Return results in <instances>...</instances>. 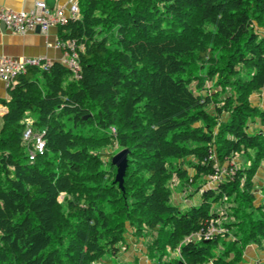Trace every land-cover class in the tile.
I'll list each match as a JSON object with an SVG mask.
<instances>
[{"label":"trees","instance_id":"16d2710c","mask_svg":"<svg viewBox=\"0 0 264 264\" xmlns=\"http://www.w3.org/2000/svg\"><path fill=\"white\" fill-rule=\"evenodd\" d=\"M77 5L57 26L77 76L28 68L0 99V264H110L144 228L149 264H264L243 257L264 254V109L250 101L264 89V0ZM26 121L44 143L32 160Z\"/></svg>","mask_w":264,"mask_h":264},{"label":"built area","instance_id":"2783aa9c","mask_svg":"<svg viewBox=\"0 0 264 264\" xmlns=\"http://www.w3.org/2000/svg\"><path fill=\"white\" fill-rule=\"evenodd\" d=\"M35 11H13L0 8V24L16 33L24 34L27 31L39 29L40 32L46 33L50 27H57L67 23L70 19H76L79 15L77 3L71 4L67 8H59L53 13L49 11L44 2L35 4ZM57 46L63 49L64 56L60 61L67 66L75 76H77L78 65L76 61L77 54L74 51V43L66 42L65 44L57 42ZM50 62L40 57L13 59L4 57L0 60V80L9 88L15 84V79L24 74L28 68H40L45 70ZM25 143H31L33 148L29 150V159L32 160L36 153L41 154L43 151V140L41 133L35 132L30 121H26V127L22 135ZM222 175L215 174L211 176L212 180H220ZM218 233V229L211 225L204 234L208 239L211 235ZM199 234L196 233L189 238L196 239Z\"/></svg>","mask_w":264,"mask_h":264},{"label":"crops","instance_id":"0c3cea01","mask_svg":"<svg viewBox=\"0 0 264 264\" xmlns=\"http://www.w3.org/2000/svg\"><path fill=\"white\" fill-rule=\"evenodd\" d=\"M78 1L79 0H0V8L13 11H35V4L37 2H44L49 11L53 13L59 8H67L73 3L78 4ZM57 42H60L58 40L57 27H50L46 33H42L35 29L20 34L7 29L6 27L3 28L0 24V60L4 57L13 59L40 57L50 63L55 61L60 62L64 56V52L62 48L57 46ZM7 89L6 84L0 80V99H7ZM262 91H264V89ZM262 91L259 92L262 93ZM256 94L257 93H255L256 103H254V105L264 109V93L261 99ZM0 111L5 112V107L0 105ZM30 118L31 117L29 116V119ZM190 200H192L191 203ZM174 201L176 204L185 202V205H188L194 204L196 199L193 197L192 199L190 198L181 201L180 193H176L174 194ZM142 241V238L137 241L130 235L127 236V249L122 253L127 264H134L133 259L130 256V250L133 247L143 250V247L141 248L138 246ZM252 247H247L244 251L243 257L245 263H253L257 260H263V255H261L258 250H255L256 248L254 246ZM145 260L146 262L143 261V263L149 264L148 260Z\"/></svg>","mask_w":264,"mask_h":264},{"label":"rangeland","instance_id":"374dc122","mask_svg":"<svg viewBox=\"0 0 264 264\" xmlns=\"http://www.w3.org/2000/svg\"><path fill=\"white\" fill-rule=\"evenodd\" d=\"M208 86H209V84H208ZM262 91V90H261ZM259 92V91H258ZM256 92L257 94V96H259V98L261 99L262 98V95H263V93H264V91H262V93L261 92ZM264 96V95H263ZM250 101H251V103H256L255 101V93H254V96L252 95L251 96V98H250ZM34 118V116H31V118ZM113 130V129H112ZM25 145H27V143H25ZM240 160H239V158L238 157H235V158H233V160L231 161V165L232 164H234V166L236 165H239L240 164V162H239ZM222 175V174H221ZM210 181V183H213V182H216L217 180H212V179H209ZM174 192L175 193H179V191L177 190V189H174ZM262 194H263V200H264V190H263V192H262ZM181 199H182V197H181ZM192 199V198H191ZM195 199H196V197H195ZM191 201L192 200H190V203H191ZM182 206H184L185 205V202H183L182 204H181ZM153 236H155L154 235V233H152L151 231H149L148 229H146V228H144V231H143V237H142V239H143V241L141 242V243H139L138 244V246L139 247H143V250H141V249H138V248H136V247H133L131 250H130V253H131V258L133 259V263L134 264H144L143 263V261H145L146 262V257H145V254L143 253V251H145V248H146V246L148 245V244H150V242H152V239L154 238ZM253 245H249L248 247H252ZM255 247V246H254ZM123 248V247H122ZM253 248V247H252ZM256 248V247H255ZM254 249V248H253ZM255 250H258L257 248L255 249ZM259 252H260V254L261 255H263V260H264V254L262 253V251H260V250H258ZM124 251H121V252H119V254L117 255V256H114V255H111V254H108V255H106V256H104V258L103 259H106V260H108V261H110V264H127L126 262H125V260H124V256H123V253ZM176 254H178V252L176 251V252H174L172 255H173V257L174 256H176Z\"/></svg>","mask_w":264,"mask_h":264},{"label":"water","instance_id":"95a60500","mask_svg":"<svg viewBox=\"0 0 264 264\" xmlns=\"http://www.w3.org/2000/svg\"><path fill=\"white\" fill-rule=\"evenodd\" d=\"M1 26L3 28L5 27L4 24H1ZM36 30L38 31L39 29L36 28ZM4 113V111H0V129L2 127V117ZM127 153L126 149H122L114 154L111 159V164L116 168L114 182L117 183L120 189H122L123 178L127 167Z\"/></svg>","mask_w":264,"mask_h":264}]
</instances>
